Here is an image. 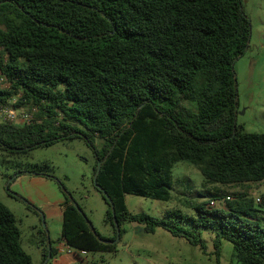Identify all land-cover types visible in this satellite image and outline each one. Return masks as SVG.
<instances>
[{"label":"trees","instance_id":"16d2710c","mask_svg":"<svg viewBox=\"0 0 264 264\" xmlns=\"http://www.w3.org/2000/svg\"><path fill=\"white\" fill-rule=\"evenodd\" d=\"M250 33L242 0H0V75L8 84L0 87V105L21 93L15 107L35 109L28 122L0 123L1 149L27 155L79 139L94 154V187L108 206L111 237L94 229L59 180L34 171L64 194L60 239L68 248L114 253L123 226L134 223L185 239L215 264L223 241L232 245L231 264H264V211L245 193L224 198L223 208L214 197L189 202L193 214L171 209L164 219L125 204L128 194L170 201L182 161L207 185L264 181V133H245L235 121L234 63ZM6 192L33 209L9 186ZM201 230L215 234L212 254ZM39 243L48 264L57 252L45 230ZM0 264H33L15 215L1 202Z\"/></svg>","mask_w":264,"mask_h":264},{"label":"rangeland","instance_id":"374dc122","mask_svg":"<svg viewBox=\"0 0 264 264\" xmlns=\"http://www.w3.org/2000/svg\"><path fill=\"white\" fill-rule=\"evenodd\" d=\"M242 5L250 21L251 33L249 48L234 63L238 98L235 121L243 132L261 134L264 133V0H242ZM0 87L5 88V83L0 84ZM100 144L96 139V145ZM44 163L49 165L45 166ZM94 164L92 150L79 139L35 149L27 155H8L0 147V202L14 211L21 231V246L32 255L33 264L43 263L41 247L35 246L32 241L36 233L32 224L37 225L39 232L45 230L52 247H57L61 243L62 218L57 212L45 217L37 209H29L25 203L9 199L7 187L20 171L47 172L73 195L94 229L103 237H111L112 227L105 221L108 206L94 187ZM240 193L247 194L254 201L255 207L264 211V207L256 205L257 198L264 197V181L243 186L207 185L195 166L182 161L173 169L170 201L128 194L125 195V204L131 213H145L164 219L166 212L171 209L193 214L189 202H208L212 197L217 199L213 205L223 208L224 198L230 196L233 199ZM200 195H204V198H200ZM123 229L125 233L114 253L93 252L81 255L76 252L74 255L75 252L70 248L71 251L62 248L55 258L60 264H215L213 256L206 255L198 246L173 237L161 228L153 234L146 233L141 225L134 223L125 224ZM200 233L207 244L206 252L212 254L215 234L207 230H201ZM232 250L231 243L223 241L221 264H231Z\"/></svg>","mask_w":264,"mask_h":264},{"label":"crops","instance_id":"0c3cea01","mask_svg":"<svg viewBox=\"0 0 264 264\" xmlns=\"http://www.w3.org/2000/svg\"><path fill=\"white\" fill-rule=\"evenodd\" d=\"M9 190L12 193L18 195L20 198L27 201L29 204H31L33 206L34 210L37 209L43 215H45V217L51 216L53 212H57L58 215L62 218L61 205L65 201V197H64V194H63L61 188L59 187L57 182L54 181L53 179H50V178L45 177L43 175L36 174L35 172H32V171H22V173H19L18 175H16L15 178L11 181V183L9 184ZM7 197L9 199H13V200L15 199L17 201H20L14 197H11L8 193H7ZM20 202H22V201H20ZM5 206H7V205H5ZM8 208L10 209V207H8ZM10 210L15 215L14 211L12 209H10ZM15 217H16V215H15ZM32 228L34 231H36V233L33 234V240L32 241H34L35 246L40 247L39 231L37 229V225L33 223ZM53 248L57 252L55 256H57L60 249H62V248H65L66 250H70L65 245L64 241H62V240H61V243L59 246H57V247L53 246ZM40 250H39L40 256L42 258L41 261L43 263L42 249H40ZM68 253L73 254L71 252H68ZM28 254L31 256L32 262H33L32 255L30 253H28ZM74 255H76V253ZM48 264H60V263L57 260V258L54 257L51 260V262Z\"/></svg>","mask_w":264,"mask_h":264},{"label":"built area","instance_id":"2783aa9c","mask_svg":"<svg viewBox=\"0 0 264 264\" xmlns=\"http://www.w3.org/2000/svg\"><path fill=\"white\" fill-rule=\"evenodd\" d=\"M5 83L3 81L2 76L0 75V84ZM8 88V84L5 83V89ZM21 93H17L11 96L6 103L0 105V123H15V124H23L32 119V115L35 109L28 111L24 107L16 108L17 100L20 98ZM264 200L263 198H257V202ZM81 255H86L87 253L84 251L78 252Z\"/></svg>","mask_w":264,"mask_h":264},{"label":"water","instance_id":"95a60500","mask_svg":"<svg viewBox=\"0 0 264 264\" xmlns=\"http://www.w3.org/2000/svg\"><path fill=\"white\" fill-rule=\"evenodd\" d=\"M100 163L98 162V164H97V169H96V175L99 173V171H100ZM95 178H96V176L94 177V180H95ZM96 187L99 189V190H101L100 189V187L96 184ZM101 192H102V194L104 195V197L106 198V200H107V202H109V204L111 205V208H112V214L114 215V209H113V205H112V203H111V201H110V199H109V197L107 196V194H106V192L105 191H103V190H101ZM76 207H77V205H75ZM78 208V207H77ZM42 220H43V218H42ZM114 222H115V224H116V219L114 218ZM116 229H117V234H116V239L112 242V243H117L118 241H119V239H120V234H119V228L117 227V224H116ZM103 241V240H102ZM48 258L50 257V244H49V242H48ZM43 264H46V262L45 263H43Z\"/></svg>","mask_w":264,"mask_h":264}]
</instances>
